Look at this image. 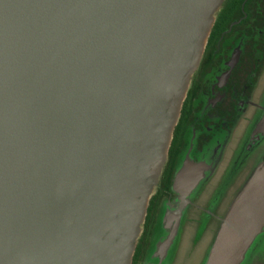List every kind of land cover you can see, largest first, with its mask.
Masks as SVG:
<instances>
[{
  "label": "water",
  "instance_id": "water-1",
  "mask_svg": "<svg viewBox=\"0 0 264 264\" xmlns=\"http://www.w3.org/2000/svg\"><path fill=\"white\" fill-rule=\"evenodd\" d=\"M222 1L0 0V264H132ZM263 237L264 161L203 264H246Z\"/></svg>",
  "mask_w": 264,
  "mask_h": 264
},
{
  "label": "flooded vegetation",
  "instance_id": "flooded-vegetation-1",
  "mask_svg": "<svg viewBox=\"0 0 264 264\" xmlns=\"http://www.w3.org/2000/svg\"><path fill=\"white\" fill-rule=\"evenodd\" d=\"M214 18L148 205L145 223L150 208L156 222L153 232L142 227L137 247L143 243L146 251L139 264H175L190 225L192 260L206 237L219 231L257 168L253 162L264 161V130L259 128L264 119V0H223ZM186 168L190 180L179 187L191 191L179 234L165 256L154 257L157 242L167 235L161 230L163 215L180 203L177 175Z\"/></svg>",
  "mask_w": 264,
  "mask_h": 264
},
{
  "label": "rangeland",
  "instance_id": "rangeland-1",
  "mask_svg": "<svg viewBox=\"0 0 264 264\" xmlns=\"http://www.w3.org/2000/svg\"><path fill=\"white\" fill-rule=\"evenodd\" d=\"M261 163V160H257L253 162L254 167H258ZM209 188L208 190H210ZM207 195V194H206ZM192 225L188 226L185 234L183 233V239L181 242V246L179 249V253L176 257L175 264H203L206 259L208 250L216 236V233H210L208 237L203 241L202 246L198 249V252L195 256L192 257V260H189L192 252V243L194 241L195 232ZM246 264H264V237L260 242L257 243L256 248L252 251L249 259Z\"/></svg>",
  "mask_w": 264,
  "mask_h": 264
},
{
  "label": "trees",
  "instance_id": "trees-1",
  "mask_svg": "<svg viewBox=\"0 0 264 264\" xmlns=\"http://www.w3.org/2000/svg\"><path fill=\"white\" fill-rule=\"evenodd\" d=\"M147 223L143 226L144 232H153L154 231V224L156 222V213L151 211V208L148 210V218ZM144 250L146 251V248H144L143 243H140L136 249V253L133 256V263L132 264H139L142 260V257L144 255Z\"/></svg>",
  "mask_w": 264,
  "mask_h": 264
}]
</instances>
